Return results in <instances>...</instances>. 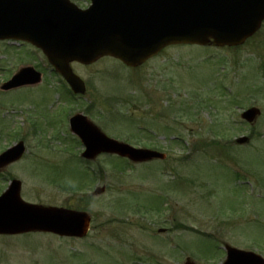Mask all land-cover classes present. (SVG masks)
Segmentation results:
<instances>
[{"label":"rangeland","instance_id":"374dc122","mask_svg":"<svg viewBox=\"0 0 264 264\" xmlns=\"http://www.w3.org/2000/svg\"><path fill=\"white\" fill-rule=\"evenodd\" d=\"M26 64L43 82L0 91V151L18 140L26 146L0 174V188L18 178L23 200L85 210L91 227L82 239L1 236L0 264H183L186 257L219 264L206 249L213 243L264 257V21L238 48L172 46L132 70L106 56L89 66L73 62L87 90L68 107L63 80L42 54L0 43V82ZM249 106L261 110L252 125L240 118ZM76 112L110 136L161 148L166 159L83 160L68 130ZM242 135L249 141L236 142ZM214 140L225 149L213 151ZM96 185L105 191L92 196Z\"/></svg>","mask_w":264,"mask_h":264},{"label":"water","instance_id":"95a60500","mask_svg":"<svg viewBox=\"0 0 264 264\" xmlns=\"http://www.w3.org/2000/svg\"><path fill=\"white\" fill-rule=\"evenodd\" d=\"M93 1L98 5L97 9L96 4L90 8V11L96 9L95 22H93L95 23L93 52L83 53L77 43H69L70 38L55 35L52 28L57 23L52 19L54 12L51 5L59 8L58 0H53L51 3L32 0L30 4L29 0H7L6 2L1 0L0 38L20 36L41 47L48 60L63 75L73 90L83 92L82 81L72 73L69 67L71 60L90 63L100 56L112 55L127 65L135 66L167 44H206L212 39L215 45H237L252 35L264 19V0ZM34 5H37L35 10L31 9ZM77 22L73 19L66 22L64 26L77 27ZM47 25L48 29L44 27ZM65 30L63 28V31ZM87 51H90V48ZM17 77L19 81L13 83ZM39 79L38 73L31 67H26L21 69L11 81L3 84L2 88L35 83ZM257 113L258 110L253 108L244 112L242 116L252 120ZM71 123L72 130L82 136L86 144L85 156L93 157L101 151H106L118 153L134 161L164 157V154L134 149L111 140L82 116L74 117ZM239 141H245V138ZM22 151L21 143L7 150L0 156V167L19 158ZM12 187L0 196V219L8 212L12 214V217L8 219L6 216L5 219L0 220V223L3 221L16 223L13 228L1 225L0 232L42 230L60 235L83 236L86 234L89 216L85 213L27 204L19 197V182L14 181ZM224 264H264V259L252 252L229 248L227 261Z\"/></svg>","mask_w":264,"mask_h":264}]
</instances>
